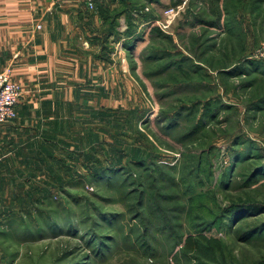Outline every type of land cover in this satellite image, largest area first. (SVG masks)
Listing matches in <instances>:
<instances>
[{
	"label": "rangeland",
	"instance_id": "obj_1",
	"mask_svg": "<svg viewBox=\"0 0 264 264\" xmlns=\"http://www.w3.org/2000/svg\"><path fill=\"white\" fill-rule=\"evenodd\" d=\"M172 1L131 13V51L118 18L99 56L122 79L72 93L51 145L29 131L9 148L24 166L0 264H264V0H181L165 16ZM7 45L0 0V70L24 93Z\"/></svg>",
	"mask_w": 264,
	"mask_h": 264
},
{
	"label": "crops",
	"instance_id": "obj_2",
	"mask_svg": "<svg viewBox=\"0 0 264 264\" xmlns=\"http://www.w3.org/2000/svg\"><path fill=\"white\" fill-rule=\"evenodd\" d=\"M5 1L7 64L15 66L24 86L16 116L0 125V224L7 225V212L21 201L18 181L9 179L19 178L24 166L18 152L9 148L18 150L29 131H37L51 145L53 131L67 126L75 110L72 93H108L109 75L118 81L123 73L116 60L99 56L105 27L102 8L116 7L117 0H91L93 10L88 0ZM35 22H41V29H35Z\"/></svg>",
	"mask_w": 264,
	"mask_h": 264
},
{
	"label": "trees",
	"instance_id": "obj_3",
	"mask_svg": "<svg viewBox=\"0 0 264 264\" xmlns=\"http://www.w3.org/2000/svg\"><path fill=\"white\" fill-rule=\"evenodd\" d=\"M149 1H157L160 2V0H117L118 5L114 8L111 7H104L102 8V15L105 23L104 27V34L102 35V41L108 42V39L111 36L116 37L119 34L118 29L116 28L118 23V18L122 14L127 17V38L123 42V46L130 51L134 48L136 40H137V34L135 35V26L136 22L132 20L131 13L133 11L139 12L142 15V19H148L149 16H151V13L143 12L140 10H143L146 3ZM181 0H174L169 5H176L179 4ZM167 5V6H169ZM166 7V6H165ZM118 38V37H117ZM104 48L105 46L108 47V45H102ZM112 48V47H111ZM251 62V61H250Z\"/></svg>",
	"mask_w": 264,
	"mask_h": 264
},
{
	"label": "built area",
	"instance_id": "obj_4",
	"mask_svg": "<svg viewBox=\"0 0 264 264\" xmlns=\"http://www.w3.org/2000/svg\"><path fill=\"white\" fill-rule=\"evenodd\" d=\"M91 6L90 1L87 2ZM182 8V3L169 5L163 9L165 16L171 17ZM20 87L13 79L10 65L0 70V125L12 120L16 116V105L20 99Z\"/></svg>",
	"mask_w": 264,
	"mask_h": 264
}]
</instances>
